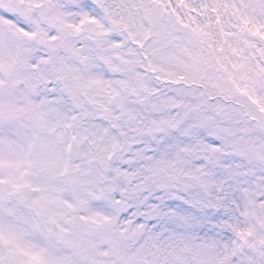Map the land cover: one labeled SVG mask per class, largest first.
<instances>
[{
    "label": "snow or ice",
    "instance_id": "6c2138e0",
    "mask_svg": "<svg viewBox=\"0 0 264 264\" xmlns=\"http://www.w3.org/2000/svg\"><path fill=\"white\" fill-rule=\"evenodd\" d=\"M0 264H264V0H0Z\"/></svg>",
    "mask_w": 264,
    "mask_h": 264
}]
</instances>
